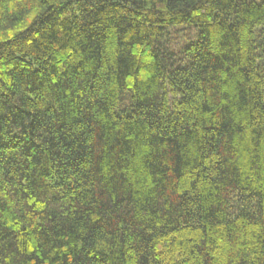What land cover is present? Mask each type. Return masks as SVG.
Here are the masks:
<instances>
[{
	"label": "trees",
	"instance_id": "trees-1",
	"mask_svg": "<svg viewBox=\"0 0 264 264\" xmlns=\"http://www.w3.org/2000/svg\"><path fill=\"white\" fill-rule=\"evenodd\" d=\"M0 264H264V0H0Z\"/></svg>",
	"mask_w": 264,
	"mask_h": 264
}]
</instances>
